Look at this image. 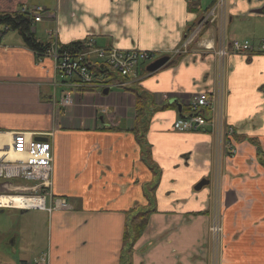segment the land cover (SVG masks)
Here are the masks:
<instances>
[{
    "label": "crops",
    "instance_id": "0c3cea01",
    "mask_svg": "<svg viewBox=\"0 0 264 264\" xmlns=\"http://www.w3.org/2000/svg\"><path fill=\"white\" fill-rule=\"evenodd\" d=\"M214 1L0 0L3 12L50 4L52 15L34 25L35 37L43 42L66 45L92 38L98 45L149 50L175 60L153 72L146 67L155 57L135 68V81L153 102L138 143L132 132L134 96L128 90L74 91L71 104L61 107L52 58L27 48L17 31L0 27V139L32 133L48 139L53 155L45 196L50 209L34 210L38 214L30 219L25 244L32 256L21 264H120L130 216L148 209V223L127 264H212V188L210 183L195 187L203 178L210 180L218 145L207 130L175 129L178 107H163L161 97H175L183 105L196 92L214 90L212 53L177 52L197 17L193 5L207 9ZM44 26L52 36H38L37 28ZM225 33L227 41L249 40L253 52L229 54L221 82L225 120L235 134L229 141L234 153L223 149L219 154L221 195L229 200L222 207L219 263L264 264V0H226ZM144 148L158 173L141 154ZM8 180L0 182V193L7 187L22 193L30 184ZM57 200L70 207H60Z\"/></svg>",
    "mask_w": 264,
    "mask_h": 264
},
{
    "label": "built area",
    "instance_id": "2783aa9c",
    "mask_svg": "<svg viewBox=\"0 0 264 264\" xmlns=\"http://www.w3.org/2000/svg\"><path fill=\"white\" fill-rule=\"evenodd\" d=\"M190 3L197 0H187ZM197 11V5H193ZM20 12L31 15V30L34 25L52 14L45 6L23 4ZM205 13L198 20L186 28L182 41L177 52L188 57L196 56L202 52H211L215 71L214 80L217 82L213 91L196 92L186 100L183 105L189 107V112L181 113V116L173 123V127L180 131H204L212 133L217 141L219 154L222 150L234 153L230 138L234 133L233 126L226 123L224 113V88L221 85L224 69H226V58L231 53L249 55L252 53V43L247 39H226V0H215L212 6L202 10ZM212 24V34L201 37L204 25ZM204 26V27H203ZM53 35V30L47 32ZM206 34V31H205ZM200 36V37H199ZM51 45L43 53H35L39 56H49L54 63L53 85L60 90L59 104L66 107L71 104V93L84 90H103L112 87H119L135 81V68L140 59L148 61L154 57L151 52H138L135 50L118 49L110 45H98L88 38L81 48H62L59 44ZM117 78V81L112 80ZM216 78V79H215ZM166 97V96H164ZM181 106L182 108L184 106ZM181 108V109H182ZM182 112V110H181ZM28 132H13L7 139H0V178H20L30 182L29 186L20 193L7 187V196L18 195L24 201L17 209H50L46 206L45 196L50 193L52 174V148L47 138L35 139V136ZM11 138V141L9 140ZM215 163L209 183L213 192ZM215 194L221 195L222 187H218V181L214 182ZM27 191V192H26ZM62 208H69L70 205L64 200H57ZM8 206V207H7ZM1 208H14L4 200L0 202ZM223 207V206H222ZM220 204L211 203L209 214L210 224L208 235L211 242L212 264L219 263L222 240V218L223 212ZM215 210L219 216L215 219ZM222 212V214H221ZM30 264H46L43 260Z\"/></svg>",
    "mask_w": 264,
    "mask_h": 264
},
{
    "label": "trees",
    "instance_id": "16d2710c",
    "mask_svg": "<svg viewBox=\"0 0 264 264\" xmlns=\"http://www.w3.org/2000/svg\"><path fill=\"white\" fill-rule=\"evenodd\" d=\"M31 20L32 18L30 14L20 12L19 10L11 12L0 11V27L4 28L5 31H17L21 35L23 42L27 46V48L31 49L35 53H43L49 47L50 42H43L35 37L34 32L31 30ZM83 43L84 41H77L66 45H61V47L68 48L69 50H71V48L83 49ZM112 80L117 81L118 79L112 78ZM137 82L138 81H132L125 87H119L125 88L134 96V118L132 132L138 143H142L143 134L146 130L148 112L150 111L153 102L151 100L152 97L150 93L143 91ZM164 101L165 103L163 104V107L174 105L173 103L169 102V97ZM188 110L189 107L184 106L181 113H187L189 112ZM253 143L258 144L257 142ZM141 154H143V157L148 162L150 168L154 171L153 173H158V169L156 168V166L149 162L150 160H148L149 158L147 149L144 148ZM151 211L152 210L148 209L143 212H136L132 216H130L125 228V232L123 234L124 247L126 248L124 249L123 255L121 256L120 264H127V254L132 250L133 242L139 237V235L146 227Z\"/></svg>",
    "mask_w": 264,
    "mask_h": 264
},
{
    "label": "rangeland",
    "instance_id": "374dc122",
    "mask_svg": "<svg viewBox=\"0 0 264 264\" xmlns=\"http://www.w3.org/2000/svg\"><path fill=\"white\" fill-rule=\"evenodd\" d=\"M37 4L41 5V6H45L48 10L52 9L51 7H49L50 4H48V3L36 2V5ZM204 13H205V11H202L201 9H199L197 11V17L194 19L192 24L195 22L197 23L198 20L202 17V15ZM192 24H190V25H192ZM189 26L187 28H189ZM204 26H203L204 29L200 35L205 34V31H207V30L209 32L211 29L210 27H213L215 29V27L212 24H207ZM44 29H45V26L37 28L38 36L43 37V38L47 37V34L45 32L48 29H46V30H44ZM205 35L207 36V34H205ZM50 45L51 44L49 43V46ZM135 51L151 52L154 54V57H155L154 51H149V50H135ZM150 61H152V60H149V62ZM139 62H141V63L148 62V60L147 59L146 60L140 59ZM142 69H145V68L142 67ZM125 86L126 85H124V87ZM103 90H107V88H105ZM164 96H166V97H164ZM161 98L164 101V100L168 99V96L162 95ZM187 98H185L184 100H186ZM215 158L217 161V169L214 170V173H213L214 176H213L212 186H213L214 194H211L210 198H211L212 204H213V200H215V205L220 204V207H222L223 204L229 203V200L226 198L223 201L222 195H216L215 194L214 182L216 180L218 181V187L220 185V189L222 186V178H221L222 177V160H220V155H219V153H217V151H216ZM21 180L28 182L27 180L20 179V178H13V179H10L8 181H12L15 183V182H20ZM2 181H3V179L0 178V182H2ZM34 210H37V209H31V210L27 209L26 211L22 212L20 209H17L15 206H14V208H1L0 207V264H21V260L28 259V258H30V256H32V252H30V249L29 250L27 249V247L29 245H25V244L29 241L30 228L28 226L30 223V219L33 216L38 214ZM221 214H222V212H221ZM214 215H215L214 218L216 219L219 216V212L215 210ZM15 234L18 235V237H17L18 242L16 241V242H13L14 244L12 243L11 245H8V241L10 239H12ZM222 234H223V228H222ZM35 252H36V250H35ZM220 254H221V252H220Z\"/></svg>",
    "mask_w": 264,
    "mask_h": 264
},
{
    "label": "water",
    "instance_id": "95a60500",
    "mask_svg": "<svg viewBox=\"0 0 264 264\" xmlns=\"http://www.w3.org/2000/svg\"><path fill=\"white\" fill-rule=\"evenodd\" d=\"M191 61L195 62V58H193ZM174 62H175V60L174 59L170 60L168 55H162L160 57L155 58L152 62H150L149 65L146 67V70L148 72H153V71L158 70L160 68L168 67V66L174 64ZM104 91H107V90H104ZM169 102L174 103L178 107L179 112H181L182 107H181L180 102L177 100V98L172 97L169 99ZM35 139H44V138L36 137ZM206 184H208V179L203 178L198 182L195 189H200L202 186H204ZM25 210L26 209H21V211H25Z\"/></svg>",
    "mask_w": 264,
    "mask_h": 264
},
{
    "label": "bare ground",
    "instance_id": "6f19581e",
    "mask_svg": "<svg viewBox=\"0 0 264 264\" xmlns=\"http://www.w3.org/2000/svg\"><path fill=\"white\" fill-rule=\"evenodd\" d=\"M0 138H4V137H0ZM4 200H6V202L9 203L11 206H21L23 204H26L18 195L7 196L4 194H0V202H3Z\"/></svg>",
    "mask_w": 264,
    "mask_h": 264
}]
</instances>
